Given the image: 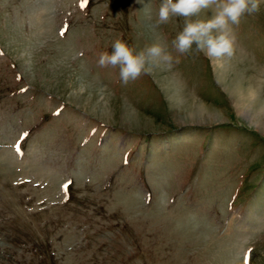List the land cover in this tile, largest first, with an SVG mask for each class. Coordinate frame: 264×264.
Segmentation results:
<instances>
[{"label":"rangeland","instance_id":"374dc122","mask_svg":"<svg viewBox=\"0 0 264 264\" xmlns=\"http://www.w3.org/2000/svg\"><path fill=\"white\" fill-rule=\"evenodd\" d=\"M145 2L0 0V264H264V5L216 77ZM116 39L173 63L124 85Z\"/></svg>","mask_w":264,"mask_h":264},{"label":"clouds","instance_id":"9594fccd","mask_svg":"<svg viewBox=\"0 0 264 264\" xmlns=\"http://www.w3.org/2000/svg\"><path fill=\"white\" fill-rule=\"evenodd\" d=\"M141 10L151 16L152 5L136 0ZM264 0H159L154 27L180 18L183 24L172 40V47L180 55L202 54L209 60L232 58L235 54L236 28L245 16H255L261 11ZM166 45L154 42L142 50L116 39L108 51L99 54L100 67L119 69L124 85L151 71V65L173 63Z\"/></svg>","mask_w":264,"mask_h":264},{"label":"bare ground","instance_id":"6f19581e","mask_svg":"<svg viewBox=\"0 0 264 264\" xmlns=\"http://www.w3.org/2000/svg\"><path fill=\"white\" fill-rule=\"evenodd\" d=\"M43 8V7H42ZM42 12V9H38ZM44 11V10H43ZM44 13V12H42ZM37 14V13H36ZM38 15V14H37ZM35 16V15H34ZM40 16V14H39ZM39 18V17H38ZM37 19V18H36ZM39 20V19H37ZM41 21V20H39ZM37 21V22H39ZM36 23V22H35ZM37 24V23H36ZM40 24V22H39ZM212 66H213V69H214V73H215V76L217 77H220V73L222 71V61L220 60H212ZM164 68V67H163ZM224 73L226 75V72L227 70L230 69V67L228 68L227 66V63H226V67L224 68ZM175 72H169V75L168 77H166L164 80H163V86L165 85V89L167 90L166 92V95L168 97V100L172 103L174 100H180V96H181V91L179 92V88H178V83L179 81H177V79H175V77L173 76ZM230 73V72H229ZM258 75V74H256ZM242 77V76H241ZM256 78V76H255ZM250 80L249 81H253L252 77L249 78ZM237 80L238 79H235L234 81L231 80V87H229V92H227L228 95L231 96V98H233V103H234V106L235 108L238 110L239 112V115L242 116L244 115V112H243V108H244V105L241 104L242 100L243 101H247V103H249L250 101L252 100H256V98L258 99L257 97V88L255 86H253V84H250L248 85L247 87H244V88H241L238 83H237ZM221 82V81H220ZM250 82V83H251ZM173 91L176 93H173ZM186 91V90H185ZM256 91V92H255ZM169 92V94H168ZM176 94V95H175ZM182 97V96H181ZM255 97V98H254ZM238 98V99H237ZM239 99H242V100H239ZM237 100V101H236ZM191 110V109H190ZM204 110L203 109H200L198 107V112L201 113L203 112ZM194 114V113H193ZM263 125H264V122H263Z\"/></svg>","mask_w":264,"mask_h":264},{"label":"snow or ice","instance_id":"6c2138e0","mask_svg":"<svg viewBox=\"0 0 264 264\" xmlns=\"http://www.w3.org/2000/svg\"><path fill=\"white\" fill-rule=\"evenodd\" d=\"M247 259H248V258H247V257H245V264H247Z\"/></svg>","mask_w":264,"mask_h":264}]
</instances>
